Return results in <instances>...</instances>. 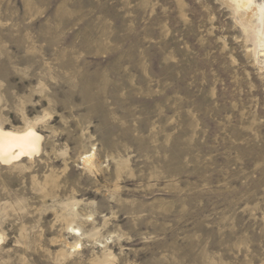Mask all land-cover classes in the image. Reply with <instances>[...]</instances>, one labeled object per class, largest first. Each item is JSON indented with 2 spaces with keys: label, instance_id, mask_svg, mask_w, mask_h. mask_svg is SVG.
<instances>
[{
  "label": "rangeland",
  "instance_id": "1",
  "mask_svg": "<svg viewBox=\"0 0 264 264\" xmlns=\"http://www.w3.org/2000/svg\"><path fill=\"white\" fill-rule=\"evenodd\" d=\"M245 17L231 0H0V125L42 137L0 164V264H264V55Z\"/></svg>",
  "mask_w": 264,
  "mask_h": 264
},
{
  "label": "bare ground",
  "instance_id": "2",
  "mask_svg": "<svg viewBox=\"0 0 264 264\" xmlns=\"http://www.w3.org/2000/svg\"><path fill=\"white\" fill-rule=\"evenodd\" d=\"M236 10L243 11L246 14L243 20V28L250 40H253V54L255 57L264 54V3L258 4L256 0H231ZM244 14V13H243ZM245 16V15H244ZM256 18L260 29L256 30L252 24V19ZM256 22V23H257ZM255 28V29H254ZM259 50V51H258ZM42 137L35 130L34 125H25L21 130L4 129L0 125V164L11 165L19 163L24 159H32L40 152ZM92 155L82 157V163L91 164ZM69 231L74 234L76 229L68 227ZM73 248L77 250L80 245L76 243Z\"/></svg>",
  "mask_w": 264,
  "mask_h": 264
}]
</instances>
